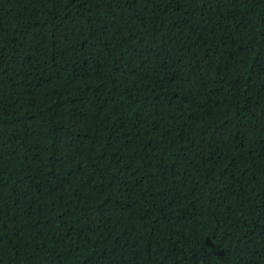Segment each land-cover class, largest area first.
Segmentation results:
<instances>
[{
	"label": "trees",
	"instance_id": "16d2710c",
	"mask_svg": "<svg viewBox=\"0 0 264 264\" xmlns=\"http://www.w3.org/2000/svg\"><path fill=\"white\" fill-rule=\"evenodd\" d=\"M0 264H264V0H0Z\"/></svg>",
	"mask_w": 264,
	"mask_h": 264
}]
</instances>
